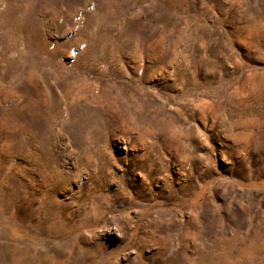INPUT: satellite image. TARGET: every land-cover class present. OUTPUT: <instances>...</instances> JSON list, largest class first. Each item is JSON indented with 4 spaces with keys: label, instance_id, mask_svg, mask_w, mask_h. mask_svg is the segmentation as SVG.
I'll use <instances>...</instances> for the list:
<instances>
[{
    "label": "rangeland",
    "instance_id": "rangeland-1",
    "mask_svg": "<svg viewBox=\"0 0 264 264\" xmlns=\"http://www.w3.org/2000/svg\"><path fill=\"white\" fill-rule=\"evenodd\" d=\"M75 261L264 264V0H0V264Z\"/></svg>",
    "mask_w": 264,
    "mask_h": 264
},
{
    "label": "bare ground",
    "instance_id": "bare-ground-1",
    "mask_svg": "<svg viewBox=\"0 0 264 264\" xmlns=\"http://www.w3.org/2000/svg\"><path fill=\"white\" fill-rule=\"evenodd\" d=\"M129 219H130V218L128 217V220H127V221H129ZM130 220H131V219H130ZM74 264H76V261L74 262Z\"/></svg>",
    "mask_w": 264,
    "mask_h": 264
}]
</instances>
